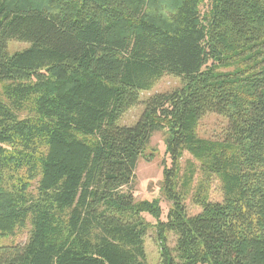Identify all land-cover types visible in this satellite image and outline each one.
Masks as SVG:
<instances>
[{
	"label": "trees",
	"instance_id": "16d2710c",
	"mask_svg": "<svg viewBox=\"0 0 264 264\" xmlns=\"http://www.w3.org/2000/svg\"><path fill=\"white\" fill-rule=\"evenodd\" d=\"M167 76L183 87L119 126ZM0 89V241L27 234L0 264H148L145 214L160 264H264V0H0ZM209 114L221 138L199 135ZM160 131L165 221L133 190Z\"/></svg>",
	"mask_w": 264,
	"mask_h": 264
},
{
	"label": "rangeland",
	"instance_id": "374dc122",
	"mask_svg": "<svg viewBox=\"0 0 264 264\" xmlns=\"http://www.w3.org/2000/svg\"><path fill=\"white\" fill-rule=\"evenodd\" d=\"M29 45L24 43L12 42L9 45L11 53L23 51L28 48ZM183 87L181 78L175 76H167L163 78L151 91L144 92L141 95V105L132 108L126 113L118 122L121 127H133L140 120L145 107L142 102H145L149 98L159 93H169L175 90H179ZM1 90V89H0ZM227 127V120L223 116L216 114H209L200 123L199 135L206 139H218L224 135ZM166 133L156 132L153 136L151 143L146 150V157L140 158L136 168V178L134 183V195L137 201L154 200L160 201L162 208L161 220H166L168 213L171 209V203H169L163 195L164 186V171L167 166H171V159L167 154V144L165 143ZM189 163H193L199 166V164L193 159L191 155L185 153L180 160L181 175L186 171ZM198 168L196 174L194 188L202 177ZM34 184L31 191L35 193ZM209 198L213 203H221L223 201V189L222 184L216 178H213L209 185ZM186 207L190 215L199 214L202 210L199 206L189 199L186 201ZM146 222L149 224V229L146 235V253L148 264H160V245L157 240V229L155 227L157 221L150 215H143ZM27 238L26 233L19 232L16 238H5L0 241L4 245H12L25 242ZM177 237L175 234H169L168 247L174 249L176 247Z\"/></svg>",
	"mask_w": 264,
	"mask_h": 264
}]
</instances>
